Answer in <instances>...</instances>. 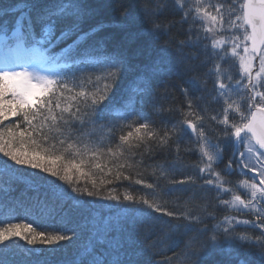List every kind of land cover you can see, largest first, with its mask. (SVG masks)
I'll return each mask as SVG.
<instances>
[{
	"label": "snow or ice",
	"instance_id": "6c2138e0",
	"mask_svg": "<svg viewBox=\"0 0 264 264\" xmlns=\"http://www.w3.org/2000/svg\"><path fill=\"white\" fill-rule=\"evenodd\" d=\"M169 7L181 24L188 25L187 39L175 50L165 42L141 66L126 50L108 53L85 47L92 37L83 27L93 11L89 0L0 4V167L37 193L35 208L25 211H34L38 219L53 218L66 201L79 204L82 197L109 202L101 206L109 209L107 217L93 208L83 210L92 226H84L86 242L74 264H140L144 251L153 248L141 239L140 229L146 223L163 217L198 219L169 210L164 197L173 189L162 191L161 179L170 185H194L200 180L201 187L217 197H229L219 199V204L254 217L225 216L224 226H217L201 253L211 255L220 244L252 240L240 234L235 227L239 223L260 230L256 241L264 257V0H142L141 19L153 40L168 34L162 17ZM131 19L122 8L121 26L127 27ZM61 44L65 47L58 56ZM186 46L202 47L204 52L198 55L212 65L207 75L213 79L215 114L201 105L203 96L196 90H208L196 78L181 88L186 110L159 102L157 77L181 68L192 70L188 63L192 58L182 55ZM38 57L50 62L63 59L69 74H41ZM229 57L238 62L237 79L222 67ZM126 77L132 79L117 103ZM144 104L152 105L161 117L179 113L180 119L157 122L143 110ZM189 131L192 137L186 140ZM101 134L114 139L104 142ZM182 151L196 153L198 159L186 165ZM164 152L175 153L170 163L145 165V157ZM86 166L101 174L99 182L91 179L90 188L79 186L81 177L92 175ZM148 167L151 182L144 176ZM184 167L197 174L176 179ZM28 169L35 171L23 175L22 170ZM132 185L151 191L136 194ZM41 191L44 199H39ZM5 215L7 219H0V264H31L33 254L43 251L24 246L26 259L17 261L10 244L21 247L18 241L54 250L61 242L81 238L75 229L45 228L27 216L17 222L11 210ZM169 223L155 225L166 239L171 235ZM196 255H190L186 264H196Z\"/></svg>",
	"mask_w": 264,
	"mask_h": 264
},
{
	"label": "trees",
	"instance_id": "16d2710c",
	"mask_svg": "<svg viewBox=\"0 0 264 264\" xmlns=\"http://www.w3.org/2000/svg\"><path fill=\"white\" fill-rule=\"evenodd\" d=\"M15 3V0H0V4L9 5ZM92 6V14L84 23L85 31L92 33V37L85 47L92 45L96 48H102L108 53H114L120 50H126L130 56L134 58V62L141 66L148 64L155 54L160 50L161 45L168 42L170 47L175 50L181 41L187 39V24L180 23V17L172 8H167L163 13V23L167 27V33L162 35L159 40H153L147 32V25L141 19L142 0H89ZM126 8L133 19L127 24V27H122L120 24L121 9ZM132 34H139L136 39H132ZM39 39V37H38ZM65 45H58L56 55H62ZM43 50V47H41ZM137 52L140 53L137 56ZM202 47L192 48L184 47L182 55L191 57L188 61L191 65V71L180 69L171 74H164L156 79V83L160 86L159 92L162 99L160 103L169 107H179L186 110L184 97L181 93V88L189 87V82L196 78L200 81L201 86H206V92L201 93L196 90L197 95H202L200 101L202 106L208 108L212 114H215V109L218 108L213 97V79L207 73L212 67L211 63L205 61ZM151 53V55H150ZM63 60V59H61ZM227 73L233 76L234 79L239 78L237 62L234 58L229 57L228 63L223 64ZM62 75L69 74V68L63 65ZM88 71H93L89 68ZM132 77H126L121 85L120 91L116 95L117 103L120 100L121 93L129 87ZM71 84V81H70ZM88 87L87 85H81ZM165 92L167 95H164ZM107 103V102H106ZM143 110L148 112L152 119L159 122L161 119H180L179 113H173L172 116H163L155 114L152 111V105L144 104ZM115 111V109L113 110ZM15 119H19L18 117ZM10 121H5L9 123ZM105 136L104 142H108L114 137L109 134H101ZM192 134L189 131L185 137L186 140L191 139ZM183 163L192 165L198 159L196 153H181ZM175 156L174 152L158 153L151 159L145 157V165H154L156 163H170ZM2 157V154H0ZM19 167V166H17ZM23 175L35 170H22ZM86 172H91L92 175L81 177L79 186L91 187V179H97L99 182L100 173L93 169L85 167ZM152 168L148 167L144 172V176L150 182L154 179L151 176ZM196 170L192 167H184L176 175V179H183L188 175H196ZM55 179V178H53ZM231 179V178H230ZM235 180V179H232ZM162 191L168 192V189H173L164 198L168 201L170 211L179 213H187L189 216L198 217V219L187 220L183 216L179 218L163 217L162 220H151L140 229L142 233L141 239L146 241L148 245L153 246L152 251L145 250L139 258L140 264H186L187 259L193 253H196V264H264V257L259 254V242L256 241V236L259 234V229L252 227H238L241 235H248L252 240L236 241L234 243L220 244L215 247L211 255L200 252L201 247L207 243L214 232L218 231L217 226H224V217L229 215V209L224 205L219 204V199H228L229 197L222 194L217 197V194L201 187L202 181L197 180L196 184L185 183L183 185H170L163 179L160 181ZM66 190L70 191V187L65 185ZM108 187H112L109 185ZM125 187H128L125 183ZM131 190L136 194L150 192L151 190L144 188L142 185H132ZM123 191V189H121ZM7 192V196L4 193ZM43 191L39 195V199H44ZM51 203V197H48ZM37 201V193L22 180L16 176L3 170L0 167V219H7L6 213L11 210V215L17 218V222L27 218L36 219L42 227L54 228L56 230L75 229L81 234L79 240L64 241L60 246L53 248L51 246L36 245L27 246L24 241H18L21 247H16L10 244V248L14 253V259L21 261L26 259L23 255L22 248L42 249L39 254H33L31 264H74L77 260L81 246L86 242L87 233L83 230L84 226L91 227L92 223L86 218V214H82L86 208H93L100 212L101 215L107 217L110 215L108 208H101L109 202L99 200L98 198L82 197L81 203L77 204L73 201H66L63 208L57 211L53 218H37L35 212L29 214L25 209L35 208ZM241 214V213H240ZM95 215V212L92 213ZM244 218H254L246 214H241ZM170 222L168 224L171 229L170 238H164L155 227L158 223ZM206 225V227H205ZM35 226V225H34Z\"/></svg>",
	"mask_w": 264,
	"mask_h": 264
},
{
	"label": "rangeland",
	"instance_id": "374dc122",
	"mask_svg": "<svg viewBox=\"0 0 264 264\" xmlns=\"http://www.w3.org/2000/svg\"><path fill=\"white\" fill-rule=\"evenodd\" d=\"M2 53V50H0V54ZM62 52H60V54H61ZM46 57H38V59H37V65H38V70L41 72V74H43V75H55L54 74V70H52V68L51 67H47V66H44L45 65V63H44V59H45ZM42 66H44V67H42ZM237 66H238V62H237ZM235 179H236V177H235ZM229 215H228V217H233V216H235L236 217V220H245V219H247V218H244L243 216H241V214L240 213H238V212H236L235 210H233V209H229ZM250 216V215H249ZM252 217V216H251ZM248 219H253V218H248ZM235 227L236 228H238V227H251V225H244V224H239V223H237V224H235Z\"/></svg>",
	"mask_w": 264,
	"mask_h": 264
}]
</instances>
